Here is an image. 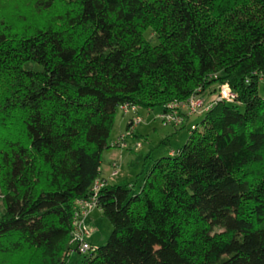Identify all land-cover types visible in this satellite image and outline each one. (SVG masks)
<instances>
[{
    "label": "trees",
    "instance_id": "obj_1",
    "mask_svg": "<svg viewBox=\"0 0 264 264\" xmlns=\"http://www.w3.org/2000/svg\"><path fill=\"white\" fill-rule=\"evenodd\" d=\"M30 7L40 21L0 23V264H264V0ZM222 84L234 100L214 99L177 151L100 189L107 241L72 247L116 108L208 101Z\"/></svg>",
    "mask_w": 264,
    "mask_h": 264
},
{
    "label": "rangeland",
    "instance_id": "obj_2",
    "mask_svg": "<svg viewBox=\"0 0 264 264\" xmlns=\"http://www.w3.org/2000/svg\"><path fill=\"white\" fill-rule=\"evenodd\" d=\"M38 18H40V15L32 10L30 0H0V23L5 25V27L17 29L28 22L34 21L36 23L40 21L42 16L39 20ZM144 36L151 44L157 43V39L152 35L150 28L144 31ZM257 93L259 97L264 98V78L257 83ZM209 94L211 95L210 99L216 95L214 92H208ZM239 108L242 109V105H239ZM138 112L142 121L135 125L132 130L135 136L130 134L125 138L129 148L124 149L125 154L130 157L129 161H127L129 164L127 162L124 164V167L126 165L124 170L128 171V168H130L131 173L128 172V174L132 181L136 178V173L133 175L135 170L137 171V176L141 177L145 174L144 171L150 168L153 160L167 155L169 151H177L188 138L189 126L191 124H199L202 118V115L194 114L189 118L185 126L175 127L171 124H163L157 118L158 109L139 108ZM132 114L131 111L123 114L118 107L116 108L115 123L109 136L110 143L116 141L121 132L125 133L126 119ZM114 148L121 149L115 146ZM2 212L3 208L0 201V216ZM100 215V217L94 218L93 224H87L91 233L86 237V240L93 246L104 244L112 230L109 221L102 213Z\"/></svg>",
    "mask_w": 264,
    "mask_h": 264
},
{
    "label": "built area",
    "instance_id": "obj_3",
    "mask_svg": "<svg viewBox=\"0 0 264 264\" xmlns=\"http://www.w3.org/2000/svg\"><path fill=\"white\" fill-rule=\"evenodd\" d=\"M235 98V94L230 90L227 84H222L217 90L215 97L208 101H205L199 95H191L185 100H175L168 103L164 110L157 113V118L163 124H171L175 127L182 126L189 117L194 114H204L208 111L209 107L213 103L214 99H223L231 102ZM120 111L123 114L132 112L131 118L128 121L129 127L125 130V133L121 134L119 138L113 142L115 147L121 149L129 148L125 138L132 133L135 125L142 121L138 113V107L130 104H122L119 106ZM118 172V164L112 163V175H116ZM106 184V181L102 178H96L89 188L88 195L85 198L77 199L73 205L71 231H70V243L72 247H75L80 253H87L94 250V246L86 240V237L91 233L90 227L86 221L93 209L97 207V194L100 189ZM71 250L69 251V253Z\"/></svg>",
    "mask_w": 264,
    "mask_h": 264
},
{
    "label": "crops",
    "instance_id": "obj_4",
    "mask_svg": "<svg viewBox=\"0 0 264 264\" xmlns=\"http://www.w3.org/2000/svg\"><path fill=\"white\" fill-rule=\"evenodd\" d=\"M130 118H131V115L126 119V126H127V124H128L127 122L129 121ZM188 120L189 119H187V121L184 123V126L187 124ZM121 134H123V133L121 132ZM131 135H134V133H131ZM112 144H113V142L110 143V141H109V145H112ZM171 153H172V151H169L167 154H171ZM129 159H130V157H129V155L125 154L124 149H119L118 150V149H115L114 147L110 146L102 154L99 177L102 178L103 180H105L106 183H108V184L132 183L135 179L132 181L131 178H130V175L128 174V172L131 173L130 168H128V171L124 170L126 168V165L124 167V164L127 161H129ZM113 162H116L118 164V172H117L116 175H112L111 174V172H112V163ZM142 170H143V168H142ZM135 173H136V176H137V171L136 170L133 173V175ZM128 181H131V182H128ZM97 209L98 208L93 209L92 212L90 213V215L88 216L87 221H86V223L88 225L91 224V223L92 224L94 223L93 222L94 218H98V216L99 217L101 216L100 215V213H101L100 209H98V211L96 212Z\"/></svg>",
    "mask_w": 264,
    "mask_h": 264
}]
</instances>
